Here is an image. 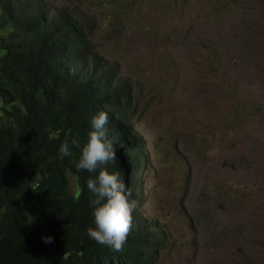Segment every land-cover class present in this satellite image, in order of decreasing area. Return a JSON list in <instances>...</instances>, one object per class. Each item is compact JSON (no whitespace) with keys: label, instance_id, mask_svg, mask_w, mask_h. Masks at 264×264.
I'll list each match as a JSON object with an SVG mask.
<instances>
[{"label":"rangeland","instance_id":"374dc122","mask_svg":"<svg viewBox=\"0 0 264 264\" xmlns=\"http://www.w3.org/2000/svg\"><path fill=\"white\" fill-rule=\"evenodd\" d=\"M47 2L85 12L94 51L133 82L150 155L136 213L187 245L152 264H264V0Z\"/></svg>","mask_w":264,"mask_h":264},{"label":"trees","instance_id":"16d2710c","mask_svg":"<svg viewBox=\"0 0 264 264\" xmlns=\"http://www.w3.org/2000/svg\"><path fill=\"white\" fill-rule=\"evenodd\" d=\"M52 9L47 0H0V264H152L161 250L187 245L183 238L168 241L164 225L149 224L141 211L123 252L87 233L96 227L95 196L87 188L96 174L77 170L79 150L62 157L60 144L73 137L83 143L89 114L103 107L109 134L135 174L139 205V171L150 155L142 135L132 138L125 127L136 106L133 82L94 51V22L89 26L83 11ZM77 60H86L90 76L75 85L61 70ZM102 167L114 171L110 161Z\"/></svg>","mask_w":264,"mask_h":264},{"label":"clouds","instance_id":"9594fccd","mask_svg":"<svg viewBox=\"0 0 264 264\" xmlns=\"http://www.w3.org/2000/svg\"><path fill=\"white\" fill-rule=\"evenodd\" d=\"M86 60H77L74 65L61 70L69 82L78 85L84 76H90ZM128 123L125 127L130 137L136 138V132H139L129 118ZM74 149H78L80 153L75 162L77 170L96 174L95 178L87 181V188L95 196L91 203L96 227H89L87 233L91 239L109 246L114 252H123L127 236L131 228L135 227L133 218L136 217V207L139 206L138 189L131 186V183L136 182L135 174L131 176L127 165L129 159L117 144L115 134H109L108 112L103 107H97L89 114L83 143L76 137L70 141L65 139L58 151L62 157H72ZM109 161L113 166V173L102 167ZM139 191L142 194V188ZM166 231L169 241L172 234L167 229ZM51 239L47 237L45 242L49 243Z\"/></svg>","mask_w":264,"mask_h":264}]
</instances>
